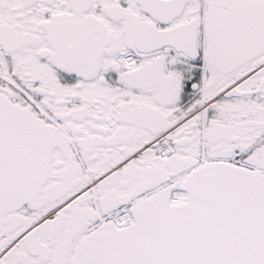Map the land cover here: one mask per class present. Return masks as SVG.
<instances>
[{"label":"snow or ice","instance_id":"snow-or-ice-1","mask_svg":"<svg viewBox=\"0 0 264 264\" xmlns=\"http://www.w3.org/2000/svg\"><path fill=\"white\" fill-rule=\"evenodd\" d=\"M0 264H264V0H0Z\"/></svg>","mask_w":264,"mask_h":264}]
</instances>
